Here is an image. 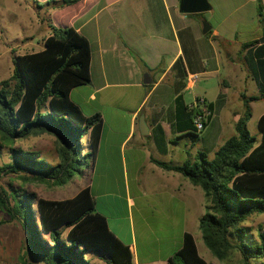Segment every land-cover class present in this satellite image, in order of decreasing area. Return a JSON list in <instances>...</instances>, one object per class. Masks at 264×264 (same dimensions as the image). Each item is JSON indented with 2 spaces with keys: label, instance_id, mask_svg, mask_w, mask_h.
Listing matches in <instances>:
<instances>
[{
  "label": "crops",
  "instance_id": "crops-1",
  "mask_svg": "<svg viewBox=\"0 0 264 264\" xmlns=\"http://www.w3.org/2000/svg\"><path fill=\"white\" fill-rule=\"evenodd\" d=\"M207 1L210 8L203 12L208 34L201 32L202 12H179L178 0H77L37 11L29 8L34 10L33 22L47 24V29L48 24L71 26L88 42L89 80L71 88L68 98L84 116L99 113L101 126L91 166L78 174L84 181L77 191L88 187L94 209L128 247L133 264H166L184 232L194 240L193 228L204 212L202 190L156 163L179 165L194 159L198 150L194 143L201 136L192 141L176 128L175 97L184 105L198 96L211 104V116L201 130L206 133L211 120L225 110L227 90L235 81L249 79L258 92L240 44L257 39L249 47L253 51L264 42L259 40L264 37V0L260 16L254 0H245L250 4L248 24L236 19L240 5L224 10L216 0ZM48 34L49 29L39 49ZM18 36L22 44L34 39L33 34ZM220 39L231 45L220 51ZM258 100L249 104L248 121L256 123L264 112H254ZM237 115L222 120L220 128L234 123ZM139 125L146 130L141 132ZM213 147L201 151L207 155ZM207 256L202 257L206 262Z\"/></svg>",
  "mask_w": 264,
  "mask_h": 264
},
{
  "label": "trees",
  "instance_id": "trees-1",
  "mask_svg": "<svg viewBox=\"0 0 264 264\" xmlns=\"http://www.w3.org/2000/svg\"><path fill=\"white\" fill-rule=\"evenodd\" d=\"M75 1H33V8L37 11L42 6ZM256 11L260 16V5ZM48 28L42 48L13 55L10 74L0 79V147L3 141L12 144L16 139L47 133L55 141L54 159L10 145L8 161L0 163V177L11 175L22 181L62 186L81 172L80 166H91L101 118L97 112L82 115L68 98L71 88L89 80L88 42L71 26L48 24ZM257 42L240 44L258 94H239L242 111L233 123L235 134L226 138L211 157L197 150L194 159L179 165L156 161L202 190L204 212L197 227L211 256L226 261L235 252L240 264H264V227H255L256 240L250 242V228L243 224L250 215L264 212V112L255 123L257 139L246 128L250 102L264 98V42L249 51ZM205 101L209 120L211 104ZM174 109L176 128L196 140L200 131L192 124L195 108L184 105L176 96ZM84 136L87 150L81 154L80 139ZM0 211L25 232L17 264H90L84 258L86 252H96L105 264H133L128 247L107 228L104 215L94 209L87 186L69 198L52 200L9 183L8 188L0 186ZM166 264L210 263L198 255L192 235L184 232L179 248L168 256Z\"/></svg>",
  "mask_w": 264,
  "mask_h": 264
},
{
  "label": "rangeland",
  "instance_id": "rangeland-1",
  "mask_svg": "<svg viewBox=\"0 0 264 264\" xmlns=\"http://www.w3.org/2000/svg\"><path fill=\"white\" fill-rule=\"evenodd\" d=\"M216 1L217 4H219V6L224 10H226L227 7L230 8L231 6L240 5L241 8L236 15V19H238L239 22L244 21V24H248V18L250 16V4L245 0ZM261 2V0H254L255 7L257 5H261ZM31 5L33 8L32 0H0V79H3L10 74L13 66L11 61L13 55L38 50L41 47V44L38 43L40 38L48 33L49 28L47 29V24H37L33 22L34 10H29V8L32 9L30 7ZM39 13L41 17L46 20L45 9H41ZM199 15L202 17L200 26L202 27L203 23L208 24L206 20V13L202 12ZM262 15L264 16V7ZM210 22L213 24V20ZM234 24H236V22ZM222 27L226 28L225 25ZM23 33L33 34L34 39L32 40V43H19L21 39L18 35ZM227 44L228 43L225 41V39H220V51L223 48L231 45L229 43L227 46ZM233 62L237 64L239 63V60L234 59ZM239 66L241 67V65ZM202 82L205 83V80L203 79ZM208 92L210 93L212 90L209 88ZM240 93H244L246 96L258 94L256 87L253 86L249 79H247V82L245 83L235 81V83L227 90V104L225 106V110L218 118L215 117L211 120L206 133L201 131L198 134V137L201 136V139L194 143L195 149L201 150L203 148L209 150V148L211 149L212 144L214 146L213 148H217L226 138L235 134L232 125L233 123L231 122H229L228 126L226 123H222L224 125L223 129L220 127H222V120L231 119L232 115H234L236 112L238 114L237 116L241 114L242 103L239 96ZM255 105H257V108H254V112H258L264 108V98L258 100ZM246 128L251 135L258 137L255 120H249L246 123ZM2 143L3 146L0 147V163L8 161L7 147L10 145L24 150H35L41 156H44L47 159H54L55 141L53 136L47 133H39L23 139H16L12 144L10 141H3ZM80 144L81 154H84L87 150L85 136L80 139ZM208 152H210L207 153L208 157H211L212 152ZM83 168V165L80 166V169ZM83 179V176H78V174H75L64 185L52 186L46 184L45 182L22 181L17 177L4 175L0 177V186L3 188H8V184L10 183L12 187L23 188L26 191L35 192V194L41 197L54 196L63 199L71 197L81 187L84 181ZM243 224L247 228H250L248 229L252 239L250 242H255V227L258 225L264 227V212L250 215L243 222ZM193 234L198 255L203 257L204 254H207V259L210 264H240L239 256L235 252H232L226 261H219L215 259L203 245L197 226H194ZM24 240L25 232L20 227V225L15 221L10 220L4 212L0 211V264H17V255L22 251ZM84 258H86L90 264H105L103 260L98 258L96 252H86L84 254ZM33 264L38 263L33 262Z\"/></svg>",
  "mask_w": 264,
  "mask_h": 264
},
{
  "label": "water",
  "instance_id": "water-1",
  "mask_svg": "<svg viewBox=\"0 0 264 264\" xmlns=\"http://www.w3.org/2000/svg\"><path fill=\"white\" fill-rule=\"evenodd\" d=\"M210 8V5L207 0H178V11L182 13H197L203 12ZM209 29V25L207 23H203L201 27V32L204 34ZM260 41H264V37L259 39ZM139 129L141 132H144L146 129H141L139 125Z\"/></svg>",
  "mask_w": 264,
  "mask_h": 264
},
{
  "label": "built area",
  "instance_id": "built-area-1",
  "mask_svg": "<svg viewBox=\"0 0 264 264\" xmlns=\"http://www.w3.org/2000/svg\"><path fill=\"white\" fill-rule=\"evenodd\" d=\"M191 108H195L194 115L192 117V124L196 131H201L204 128V124L208 120L210 111L206 106L204 97L198 96L189 104Z\"/></svg>",
  "mask_w": 264,
  "mask_h": 264
}]
</instances>
